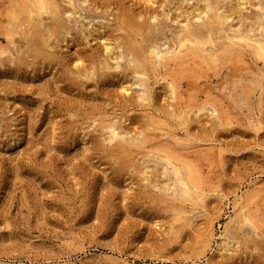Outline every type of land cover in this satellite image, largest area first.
<instances>
[{
    "label": "rangeland",
    "instance_id": "374dc122",
    "mask_svg": "<svg viewBox=\"0 0 264 264\" xmlns=\"http://www.w3.org/2000/svg\"><path fill=\"white\" fill-rule=\"evenodd\" d=\"M259 40L264 0H0V264H264Z\"/></svg>",
    "mask_w": 264,
    "mask_h": 264
},
{
    "label": "bare ground",
    "instance_id": "6f19581e",
    "mask_svg": "<svg viewBox=\"0 0 264 264\" xmlns=\"http://www.w3.org/2000/svg\"><path fill=\"white\" fill-rule=\"evenodd\" d=\"M33 1H35V2H37L38 4H42L43 3V1L44 0H33ZM34 3V2H33ZM211 4V3H210ZM41 6V5H40ZM49 6V5H48ZM208 9L209 10H211V7H210V5L208 6ZM40 10H41V8H40ZM198 16V15H197ZM200 18V17H199ZM228 34V33H227ZM231 34V33H230ZM232 34H235V33H232ZM231 34V35H232ZM236 34H239V33H236ZM230 36V35H229ZM228 35H227V37H229ZM239 36V35H238ZM241 36V35H240ZM243 36V35H242ZM201 37V36H200ZM199 37V38H200ZM234 37H236V36H234ZM246 38V37H245ZM196 39H197V36L195 35V32L192 30H188V31H186L183 35H182V37H181V40L182 41H188V40H195L196 41ZM238 39H240V38H238ZM244 39V38H243ZM250 40V39H249ZM190 41V42H191ZM193 42V41H192ZM191 42V43H192ZM184 43V42H183ZM183 43H181L180 44V47L183 45ZM249 43H251V42H249ZM254 45V44H253ZM193 47V46H192ZM196 47V46H195ZM255 47H256V49H257V52L259 53V54H262V55H264V41L263 40H259V41H256V43H255ZM153 54H154V56H155V59H158V61L159 60H162V59H165L166 58V54L167 53H165V52H162V51H160L159 49H157V48H155L154 50H153ZM113 133L115 134L116 132L115 131H113ZM180 177V176H179ZM178 178V177H177ZM188 185V184H187ZM186 190V189H185ZM187 191V190H186ZM242 220H245V218L244 219H242ZM225 235V234H224ZM224 237H226V236H224Z\"/></svg>",
    "mask_w": 264,
    "mask_h": 264
}]
</instances>
